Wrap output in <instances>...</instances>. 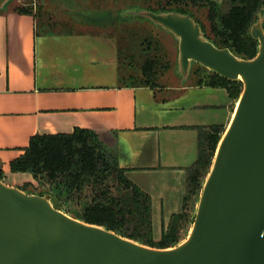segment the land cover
Listing matches in <instances>:
<instances>
[{"label":"crops","instance_id":"obj_1","mask_svg":"<svg viewBox=\"0 0 264 264\" xmlns=\"http://www.w3.org/2000/svg\"><path fill=\"white\" fill-rule=\"evenodd\" d=\"M49 28L39 36L34 15L0 10V179L22 190L34 185L30 173L10 170L31 136L90 129L149 196L160 238L182 210L199 128L225 130L237 99L200 82H131L132 69L103 33Z\"/></svg>","mask_w":264,"mask_h":264},{"label":"water","instance_id":"obj_2","mask_svg":"<svg viewBox=\"0 0 264 264\" xmlns=\"http://www.w3.org/2000/svg\"><path fill=\"white\" fill-rule=\"evenodd\" d=\"M9 1L0 0V10ZM128 14L172 35L182 80L198 64L242 83L188 235L171 247H151L71 216L50 192L0 179V264H264V14L250 26L257 41L252 58L216 46L188 13L140 8Z\"/></svg>","mask_w":264,"mask_h":264},{"label":"trees","instance_id":"obj_3","mask_svg":"<svg viewBox=\"0 0 264 264\" xmlns=\"http://www.w3.org/2000/svg\"><path fill=\"white\" fill-rule=\"evenodd\" d=\"M199 5L208 9L209 33L191 13L190 7ZM147 9L188 13L216 46L228 47L243 58H252L257 53V41L249 30L256 15L264 14V0H155V7ZM158 60L144 59L140 75L145 79L137 83L155 86L148 79L154 76ZM205 83L226 88L236 99L242 90L239 80H227L212 72ZM223 132L216 125L199 128L198 156L187 172L182 210L173 216L158 240L152 236L149 196L129 180L125 170L90 129L31 136L23 153L10 162V170L30 173L38 183L48 184L59 208L75 218L151 247L167 248L179 243L180 221L186 219L187 202L191 196L199 195ZM73 202L79 203L81 209H72Z\"/></svg>","mask_w":264,"mask_h":264},{"label":"rangeland","instance_id":"obj_4","mask_svg":"<svg viewBox=\"0 0 264 264\" xmlns=\"http://www.w3.org/2000/svg\"><path fill=\"white\" fill-rule=\"evenodd\" d=\"M33 4H36V7ZM5 6L8 9L29 8L27 13L35 16V28L39 36L49 30L51 25L54 31L60 32L77 30L93 34L103 33L113 41L119 62L129 65L132 69L130 72L132 77L128 79L131 82H142L145 79L140 75V66L147 57L159 59L155 74L148 81L160 87L193 82L205 83L210 76L208 70L193 64L191 74L182 80L177 73V42L172 35L145 19L129 16L131 10L154 8L155 0H10ZM190 10L209 33L207 7L191 6ZM260 14L262 13L256 15L254 21ZM23 188L34 193L50 192L48 184H40L37 181L33 186ZM198 196H191L187 202L186 219L180 221L179 242L189 233ZM70 207L75 210L81 209V205L76 202ZM152 236L154 240H158L159 230Z\"/></svg>","mask_w":264,"mask_h":264}]
</instances>
